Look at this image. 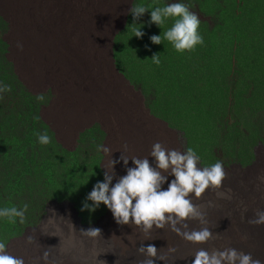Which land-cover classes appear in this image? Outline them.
Returning <instances> with one entry per match:
<instances>
[{"label": "rangeland", "instance_id": "obj_1", "mask_svg": "<svg viewBox=\"0 0 264 264\" xmlns=\"http://www.w3.org/2000/svg\"><path fill=\"white\" fill-rule=\"evenodd\" d=\"M172 2L0 0V77L12 75L15 83L14 93H0V208L27 204L22 222L0 217V243L10 255L31 264L41 250L48 253L44 264H67L70 258L54 261L51 253L76 237L90 245L98 241L121 264L141 252L142 244L155 245L166 260L173 249L167 242L128 243L112 234L114 217L103 203L94 211L81 210L84 202L92 206L87 194L105 171L115 183L134 166L131 157H148L154 165L149 153L157 141L168 149H194L198 167L217 160L224 166L221 189H206L199 198L189 193V198L195 205L218 203L211 212L220 209L224 223H234L232 233L225 236V227L213 225L216 214L204 217L206 225L186 222L221 235L219 246L244 253L257 247L264 254V223L253 233L257 240L242 235L246 221L264 209V0H182L198 15L203 37V44L182 52L167 40L153 44L149 39L163 36L174 18L159 28L149 23L150 10L135 21L129 12L137 4L151 8ZM139 24L142 38L132 36ZM153 53L159 64L152 62ZM45 131L51 142L42 145L35 133ZM103 144L109 153L98 150ZM121 156L128 157V165ZM111 160L117 162L110 170ZM228 189L230 198L217 195ZM51 201L70 202L80 222L100 233L84 234L72 210ZM167 226L172 227L168 222L155 235L161 241L169 240ZM247 230L251 233L248 225Z\"/></svg>", "mask_w": 264, "mask_h": 264}, {"label": "clouds", "instance_id": "obj_2", "mask_svg": "<svg viewBox=\"0 0 264 264\" xmlns=\"http://www.w3.org/2000/svg\"><path fill=\"white\" fill-rule=\"evenodd\" d=\"M146 10H150L149 23H154L161 28L168 18H174L172 26L160 34H153L149 37L151 43L161 44L162 39L169 41L176 51L182 52L190 50L197 44H203V37L198 33L200 19L198 15L190 11L189 7L182 0L167 3L164 6L146 7L144 5H134L129 9L133 20L139 19ZM134 28L133 35L142 38L144 35L143 24ZM17 47L22 45L17 43ZM151 60L155 64L160 63L158 53L151 55ZM10 91V86L0 83V93ZM43 101V95L37 96ZM40 144L46 145L51 142L50 136L44 133H35ZM98 150L109 153L111 149L105 144L98 145ZM149 156L155 161L151 164L148 157H131L132 167L126 168V173L120 176L113 183V176L108 171L104 172V179L97 181L92 190L87 194V200L93 202L89 206L87 202L82 203L81 210L88 209L94 211L103 203L113 214L118 224H127L129 220L136 224H143L145 229L153 226L163 227L165 220L169 221L172 230L181 235L183 239L190 242L204 243L213 237V232L209 227H202L199 230H181L176 225L180 221L187 219H198L202 224H206L205 214L199 210V206L192 203L189 193H193L199 198L206 189L223 187V180L226 177L224 166L220 160L206 167H198L200 157L192 148L184 151L168 149L159 141L152 145ZM125 165H128V157L121 156ZM117 161H110V170ZM174 177L169 181L168 175ZM167 182V188L162 186ZM231 189L218 191L221 198H230ZM27 204L22 209L17 207L0 208V217L7 218L15 223L16 218L22 222ZM167 214V215H166ZM250 223H264V210H257L255 219ZM183 228L187 229V223H183ZM89 236H96L100 233L98 228L81 229ZM31 242L32 237L29 236ZM138 251L144 252L146 258L142 264H156V260L163 261V256L157 257L155 245L142 244ZM48 253L45 252L44 259L47 260ZM155 258V259H154ZM0 264H25L22 257H15L5 251V244L0 243ZM192 264H262L261 260L253 259L251 253H244L235 248H225L224 250H213L209 253L205 249H200L194 254Z\"/></svg>", "mask_w": 264, "mask_h": 264}, {"label": "bare ground", "instance_id": "obj_3", "mask_svg": "<svg viewBox=\"0 0 264 264\" xmlns=\"http://www.w3.org/2000/svg\"><path fill=\"white\" fill-rule=\"evenodd\" d=\"M251 166H249L248 168H250ZM261 180V179H260ZM232 194V193H231ZM236 195V194H235ZM258 199V198H257ZM236 200V198H235ZM222 201V200H221ZM238 201V200H237ZM229 202V201H228ZM49 204H51V206H65V207H69L72 212H73V215H74V218H75V221L77 223V225H79L81 228H84V229H88V228H93L94 225H91V226H88V225H85V224H82L80 222V217L78 216L77 214V211L72 207V204L68 201H64V202H56V201H51ZM224 204H227V203H224ZM236 204V203H235ZM244 204V203H243ZM242 205V203L238 204L237 206L240 207ZM257 205V204H256ZM261 205V204H260ZM199 206V210L201 212H203L205 214V216H207L208 218L210 216H208V214H216L217 215V218L219 220L216 219L215 216H213L214 218L210 219V220H213L211 222H213V225H220L221 227H225L228 231L230 229H234L232 228V225H234L233 222H230L228 224L224 223L223 221V217L220 218V213L218 210L215 211V212H211L213 209H216L218 208V203H213L211 201H205V202H200V204L198 205ZM229 206V205H228ZM243 206V205H242ZM236 207V206H235ZM237 207V208H238ZM234 208V207H233ZM237 210V209H236ZM264 210V209H263ZM232 211V210H231ZM235 211V210H234ZM227 212V213H226ZM223 211V213L225 214H231L230 211ZM204 216V217H205ZM206 218V217H205ZM113 219V218H112ZM230 219V218H229ZM244 219V218H243ZM255 218H252L250 220H253ZM248 220V222L246 221V223L244 224L245 227H243V223H241L243 229L245 230V234H242L244 236V238L246 237V240L249 241V237H251L250 241L254 240H257L259 237L257 235L254 236V232L258 233L257 230L260 229L261 227V224H254V223H250ZM167 221V220H166ZM196 221V219H195ZM169 222V221H168ZM167 223H164L163 222H160L163 224V227H164V224H168ZM182 222V221H181ZM197 222V221H196ZM170 223V222H169ZM187 223V230H198L199 229V223L198 225L197 224H193V222H186ZM240 223V222H239ZM101 224L100 221L99 223L97 224V226ZM171 224V223H170ZM201 225V224H200ZM203 225V224H202ZM201 225V226H202ZM206 225V224H205ZM212 225V226H213ZM218 225V226H219ZM240 225V226H241ZM247 225H248V228L249 230L251 231V233L248 232L247 230ZM178 228H181L180 226H183V224H179L177 225ZM229 226V228H228ZM59 227V226H58ZM168 227V230H169V233L167 235V238L169 240H167L166 238H164L165 240L164 241H161L159 240L158 237H156V233L158 234L159 230H161V228H157L155 226H153L152 228L150 229H145L144 225L143 224H140V225H136L134 224L131 219L129 220V222L127 224H118L115 219L113 220L112 222V226L111 228V231H113L112 234H115L117 236H119L121 239L126 240L128 243H134V242H137L139 240H144V239H147V240H154L155 243H158V244H162V243H166V244H169L173 247L172 249V252L170 253L171 255L168 256V258L166 260H163V261H160L159 259L156 260V264H192V261L194 259V254L200 250V249H205L207 250L209 253H211L213 250H224L225 248L227 247H224L223 245L219 246V244L221 243V235L218 236V235H214L210 240H208L207 242H204V243H197V242H190V241H187L185 239H183V237L181 235H178L177 233H175L173 230H172V227ZM239 230H241V232L243 231V229H241L239 226H238ZM157 229V230H156ZM182 230V229H181ZM185 230V229H184ZM263 230V229H262ZM157 231V232H155ZM183 231V230H182ZM230 232V231H229ZM227 232L225 236H227V234H231L232 232ZM240 232V233H241ZM109 233H110V230H109ZM160 233V232H159ZM163 233V232H162ZM166 234V233H165ZM222 234V233H221ZM253 234V235H252ZM71 235V234H70ZM164 235V234H163ZM162 235V236H163ZM235 236V235H233ZM262 238L264 239V235H261ZM156 237V238H155ZM166 237V236H165ZM117 238V237H116ZM162 238V237H161ZM228 238V237H227ZM225 239V238H224ZM261 239V238H260ZM233 240V239H232ZM226 243V242H225ZM232 243V242H231ZM255 243V242H254ZM253 243V244H254ZM256 243H260L259 241H257ZM230 244V243H229ZM61 245V244H60ZM165 245V244H164ZM163 245V246H164ZM227 245V243H226ZM232 245V244H231ZM103 246V245H102ZM122 246V245H121ZM124 246V245H123ZM126 246V245H125ZM229 246V245H228ZM235 246V245H234ZM233 246V247H234ZM30 247V246H29ZM106 249L107 247L104 246ZM247 247V246H246ZM253 247V246H252ZM251 247V248H252ZM259 247V246H258ZM128 248V247H127ZM163 248V247H162ZM228 248H232V246L228 247ZM257 248V247H256ZM255 247L250 249L249 251H245V253H251V255H254L257 257V259H260L258 258V255H264L263 252H260L258 249H256ZM37 249V248H36ZM249 249V248H248ZM22 250V249H21ZM31 250V249H30ZM108 250V249H107ZM115 250V249H114ZM238 250V249H237ZM28 251V250H27ZM19 252V251H18ZM21 252V251H20ZM38 252V255H39V251ZM57 253H55V255L53 256V254L51 253L52 257L54 258V261L56 259H58L60 256H62V259H64L63 257L65 258H70L71 261L69 260V262H67V264H121L120 262L117 261V259L115 260L114 258H112L113 256H111L110 254H108V251L106 250H103L101 245H98V241L96 242V240L94 242H92V244L90 245L87 241H84V240H81L79 238H76V237H73L68 243H66L65 245H63L61 247V249L59 250H56ZM244 252V251H242ZM25 253V252H24ZM135 253V252H134ZM36 254V253H34ZM189 254V255H188ZM27 255V254H25ZM115 255V254H114ZM160 255V254H159ZM165 255V254H164ZM13 256V255H12ZM37 256V254H36ZM33 257V261L31 262V264H44L43 260L44 259V256H43V253L41 252L40 250V255H39V259L38 257ZM23 257V256H22ZM30 257V256H28ZM157 257H160L157 255ZM253 257V256H252ZM261 257V256H260ZM31 258V257H30ZM29 258V259H30ZM146 258H150V257H146V254L144 252H139V253H136L134 255V257L132 258H129L128 257V260L125 264H133L132 261H136V262H139L140 264H142V262L146 259ZM28 259V260H29ZM155 259V258H154ZM26 260V259H25ZM31 260V259H30ZM59 260V259H58ZM66 260V259H64ZM25 262V261H24ZM262 264H264V261H261ZM28 263V262H26ZM46 263V262H45ZM48 264V263H47ZM50 264H55L54 263H50ZM59 264V263H58Z\"/></svg>", "mask_w": 264, "mask_h": 264}, {"label": "trees", "instance_id": "obj_4", "mask_svg": "<svg viewBox=\"0 0 264 264\" xmlns=\"http://www.w3.org/2000/svg\"><path fill=\"white\" fill-rule=\"evenodd\" d=\"M9 78H11L10 80H9ZM9 78H5V79H2L1 77H0V81H1V83L2 84H6V85H9L10 86V91H7V95H11L12 93H14V91H15V83L12 81L13 79V76L12 75H9ZM4 80H7L8 82H4L3 83V81ZM19 89V88H18ZM3 93H5V92H3ZM41 211V210H40ZM39 211V212H40ZM39 218V216L37 217V218H30L29 219V221L27 222L28 223V225H32V224H35L36 222H37V219Z\"/></svg>", "mask_w": 264, "mask_h": 264}]
</instances>
